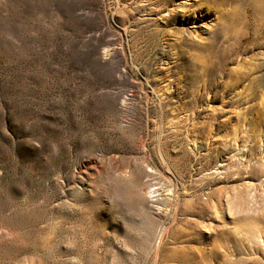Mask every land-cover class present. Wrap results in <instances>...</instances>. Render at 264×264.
<instances>
[{
  "label": "rangeland",
  "instance_id": "1",
  "mask_svg": "<svg viewBox=\"0 0 264 264\" xmlns=\"http://www.w3.org/2000/svg\"><path fill=\"white\" fill-rule=\"evenodd\" d=\"M189 2L0 0V264H264V0Z\"/></svg>",
  "mask_w": 264,
  "mask_h": 264
},
{
  "label": "bare ground",
  "instance_id": "2",
  "mask_svg": "<svg viewBox=\"0 0 264 264\" xmlns=\"http://www.w3.org/2000/svg\"><path fill=\"white\" fill-rule=\"evenodd\" d=\"M189 0H166V5L167 6H170L171 7V12L169 13V16L168 17H165L166 18V24H170L173 22L174 20V16H177L178 14H181L182 15V18H183V21H187V20H190L192 19V16L190 15V13L188 12L189 11ZM201 17H206L205 14H200ZM199 16V18H200ZM209 17V15H208ZM171 36V35H170ZM170 46L171 48H177L178 51L175 52V53H183L184 51L182 50V47L183 46H190L192 47L193 46V42L191 41H188V40H177V39H174V41L172 43H170ZM163 54L165 55V57H168L167 54V51L165 50V52H163ZM168 59V58H167Z\"/></svg>",
  "mask_w": 264,
  "mask_h": 264
}]
</instances>
